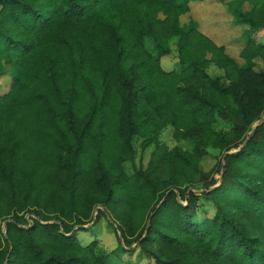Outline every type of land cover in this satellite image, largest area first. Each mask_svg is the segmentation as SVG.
<instances>
[{
    "label": "trees",
    "instance_id": "trees-1",
    "mask_svg": "<svg viewBox=\"0 0 264 264\" xmlns=\"http://www.w3.org/2000/svg\"><path fill=\"white\" fill-rule=\"evenodd\" d=\"M192 1L0 0V264H101L97 242L77 237L100 217L120 252L157 246L153 264H264V68L238 66L193 22L183 29ZM247 1L237 18L250 63L264 56V0ZM173 38L180 62L166 72ZM150 121L142 151L167 126L193 148L156 145L127 176ZM207 148L221 152L216 179L199 167ZM202 201L212 218L199 219Z\"/></svg>",
    "mask_w": 264,
    "mask_h": 264
},
{
    "label": "rangeland",
    "instance_id": "rangeland-1",
    "mask_svg": "<svg viewBox=\"0 0 264 264\" xmlns=\"http://www.w3.org/2000/svg\"><path fill=\"white\" fill-rule=\"evenodd\" d=\"M252 4L247 0H200L188 3V12L180 17V26L185 29L189 28L193 22L197 29L211 37V40L220 47L224 48L225 55L234 61L240 67L250 66L254 71L263 70L264 56L253 59L246 63L241 59L240 54L248 38V26L238 20L237 16L250 11ZM159 19L164 18L161 11L157 13ZM258 43L264 44V29L254 35ZM169 49V54L160 58L161 68L168 72L177 68L180 62L177 51V39L173 38L165 43ZM145 48L156 56L158 43L151 38L145 39ZM209 57V56H208ZM207 74L211 78L223 80L224 72L215 65L210 64L207 68ZM10 84L8 76L0 79V94L7 91ZM230 124L221 116L216 117L214 129L226 133L230 130ZM155 131L154 121L148 122L139 130L134 142V156L131 160L123 164L125 175L130 176L140 166L145 167L151 153L156 145L170 150L178 147L181 151H190L193 144L188 140H178L173 135V128L167 126L161 130L157 137L143 151L141 143L153 137ZM221 158V152L207 148L206 155L199 163V167L204 175L209 179L218 178L216 174L217 165ZM198 188L201 184H195ZM198 217L212 218L215 214L214 206L208 201L198 203ZM81 245L87 246L93 241L97 242L96 252L101 257V264H153V254L157 253L158 247L151 245L145 249L135 247L131 253H122L118 249V236L114 232L110 221L106 217H100L99 223L89 232H80L77 235Z\"/></svg>",
    "mask_w": 264,
    "mask_h": 264
},
{
    "label": "crops",
    "instance_id": "crops-1",
    "mask_svg": "<svg viewBox=\"0 0 264 264\" xmlns=\"http://www.w3.org/2000/svg\"><path fill=\"white\" fill-rule=\"evenodd\" d=\"M202 33V32H201ZM202 34H204V33H202ZM205 36H207V37H209L208 35H206V34H204ZM210 39H211V37H209Z\"/></svg>",
    "mask_w": 264,
    "mask_h": 264
},
{
    "label": "water",
    "instance_id": "water-1",
    "mask_svg": "<svg viewBox=\"0 0 264 264\" xmlns=\"http://www.w3.org/2000/svg\"><path fill=\"white\" fill-rule=\"evenodd\" d=\"M264 118H263V116L260 118V120L262 121Z\"/></svg>",
    "mask_w": 264,
    "mask_h": 264
},
{
    "label": "built area",
    "instance_id": "built-area-1",
    "mask_svg": "<svg viewBox=\"0 0 264 264\" xmlns=\"http://www.w3.org/2000/svg\"><path fill=\"white\" fill-rule=\"evenodd\" d=\"M263 118H264V115H263Z\"/></svg>",
    "mask_w": 264,
    "mask_h": 264
}]
</instances>
